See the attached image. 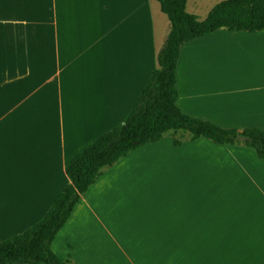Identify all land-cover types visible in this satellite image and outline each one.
<instances>
[{
	"label": "crops",
	"instance_id": "1",
	"mask_svg": "<svg viewBox=\"0 0 264 264\" xmlns=\"http://www.w3.org/2000/svg\"><path fill=\"white\" fill-rule=\"evenodd\" d=\"M101 1L0 0L4 26L0 29V241L46 215L71 181L66 169L70 160L110 130L108 118L111 122L119 113L127 118L160 66V45L172 28L171 19L163 21L162 40L153 43L157 18L151 0L145 12L140 3L128 11L124 8L133 0H112L113 7L108 1L102 4L110 10L108 15L84 13L86 6L97 10ZM177 84V103L187 114L225 127L264 129V29L222 28L185 42ZM110 95L114 102L107 107ZM172 137L148 142L113 166L128 171L135 167L123 177L137 181L160 178L173 162L187 167L199 159L222 166L230 161V170L239 168L234 174L237 182L241 176L255 184L264 181L262 172L251 168L264 159L252 146L219 143L206 136L176 144ZM111 167L82 196L57 235L54 249L61 257L72 255L78 264H97V259L84 260L85 244L88 249L104 247L106 263L113 264L110 248L126 245L118 234L120 224L113 197L109 198L112 190H106L112 186ZM65 179L69 181L56 188L55 183ZM128 190L132 196L141 194L133 187ZM147 227L153 264L163 256L168 264L177 263L176 246H181V256L182 247H196L197 253L203 244L222 261L247 255L246 227L238 224L149 223ZM161 228L173 234L162 233ZM184 230L192 235L190 240L182 237ZM61 237L67 254L56 249ZM183 239L190 244L184 245ZM125 252L129 257L134 254L132 249Z\"/></svg>",
	"mask_w": 264,
	"mask_h": 264
},
{
	"label": "trees",
	"instance_id": "2",
	"mask_svg": "<svg viewBox=\"0 0 264 264\" xmlns=\"http://www.w3.org/2000/svg\"><path fill=\"white\" fill-rule=\"evenodd\" d=\"M172 28L159 52L160 66L154 71L125 122L96 138L78 152L66 169L71 181L37 223L0 241V264H78L71 255L61 257L54 241L68 222L82 196L104 173L132 150L159 141L169 132L174 142L209 137L215 142L245 144L264 158V129L225 127L184 112L177 103L178 61L185 42L218 29H264V0H222L205 19L187 9L188 0H159ZM179 130L190 137L178 135Z\"/></svg>",
	"mask_w": 264,
	"mask_h": 264
},
{
	"label": "rangeland",
	"instance_id": "3",
	"mask_svg": "<svg viewBox=\"0 0 264 264\" xmlns=\"http://www.w3.org/2000/svg\"><path fill=\"white\" fill-rule=\"evenodd\" d=\"M105 1H108L111 7L114 6L112 0H103L101 5L97 6V10L86 6L84 13L101 12L103 15H108L110 10L102 5ZM220 1L222 0H189L188 9L206 18L210 10ZM138 3L142 7V12L148 7V0H133L132 3H126L124 8L128 11L131 5ZM151 4L157 18L152 42L159 43L163 35L166 34V29L163 30V21L167 19L169 21L170 18L163 11L159 0H151ZM1 25L2 23H0V29H3L4 26ZM165 42L164 37L160 47L163 48ZM157 61L156 66H158ZM104 89L109 93L108 86H105ZM113 102L112 95H110L105 104L108 107L113 105ZM125 120L124 113L113 116L111 122L108 118L107 123L111 124L109 129L122 124ZM177 134L190 137V132L185 130H179ZM165 136L172 139V136L175 137L173 132H169ZM217 153L215 154L217 155ZM255 153L257 154L256 151ZM228 162L227 166H222L218 162L210 163L199 159L195 165L191 162L187 167L184 165L181 167L180 164L173 162L165 168V173L160 178L150 179L147 177L137 181L132 179L133 176L123 177L125 173L135 170V167H131L128 171L126 168L116 170L117 165L112 166L109 170L110 173H113L112 186L106 190H112L109 192V198L113 197L116 220L120 224L118 234L122 240L126 241L125 246L114 245L110 248L109 255L114 256L113 264L154 263V257L148 256L151 233L147 227L149 223L170 226L191 222L218 224L223 221L238 224L242 228L246 227V257L239 259L236 256L232 261H222L210 254L207 244L200 245L197 253L196 247L186 246L188 248L184 247V250L182 247L181 256V246H176L174 249L177 263L175 264H264V184L262 183L264 181L260 180L255 184L248 176H241L237 182L234 174L239 168L235 166L230 170V161ZM251 168H257L262 172L264 178V159L256 163L255 166L253 163ZM68 181L69 179L57 181L55 186L60 188ZM131 187L141 194L137 196L129 194L128 188ZM223 214L226 219H223ZM217 216L219 217L216 218ZM160 230L168 235L173 234V231L168 229L161 228ZM237 232L239 231L237 230ZM182 237L190 240L192 235L189 231L184 230ZM200 238L204 239L205 236H200ZM183 241L184 245L190 244V241H185V239ZM255 242L260 243L255 246ZM83 245L87 252V256L84 257L85 261L91 262V259H95L96 262L97 259L99 262H96L97 264H107L108 256L104 247L91 246L88 249L85 244ZM65 247L66 241L61 237L56 249L58 252L66 253ZM253 247H257L258 250ZM129 249H132L134 253L130 257L125 252ZM158 264H168L166 257L163 256Z\"/></svg>",
	"mask_w": 264,
	"mask_h": 264
}]
</instances>
